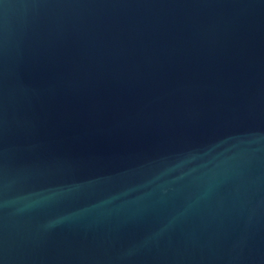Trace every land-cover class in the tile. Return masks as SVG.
<instances>
[{
    "label": "water",
    "instance_id": "obj_1",
    "mask_svg": "<svg viewBox=\"0 0 264 264\" xmlns=\"http://www.w3.org/2000/svg\"><path fill=\"white\" fill-rule=\"evenodd\" d=\"M0 264H264V0H0Z\"/></svg>",
    "mask_w": 264,
    "mask_h": 264
}]
</instances>
